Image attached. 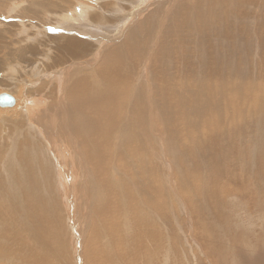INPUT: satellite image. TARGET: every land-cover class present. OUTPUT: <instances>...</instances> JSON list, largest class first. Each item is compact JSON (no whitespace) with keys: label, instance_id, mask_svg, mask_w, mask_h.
Wrapping results in <instances>:
<instances>
[{"label":"rangeland","instance_id":"rangeland-1","mask_svg":"<svg viewBox=\"0 0 264 264\" xmlns=\"http://www.w3.org/2000/svg\"><path fill=\"white\" fill-rule=\"evenodd\" d=\"M148 1L0 0V264H264V0L162 1L152 30ZM65 37L90 48L70 59ZM135 40L114 131H79L68 92ZM39 95L66 103L53 147L11 129Z\"/></svg>","mask_w":264,"mask_h":264},{"label":"bare ground","instance_id":"bare-ground-1","mask_svg":"<svg viewBox=\"0 0 264 264\" xmlns=\"http://www.w3.org/2000/svg\"><path fill=\"white\" fill-rule=\"evenodd\" d=\"M66 1H68V0H66ZM150 1V0H149ZM149 1H148V3H149ZM162 1H163V4H165L164 2L166 1V0H157L154 4V7L153 8H155V10H157V13H156V11H155V16H154V14H152L155 18H150V17H148V18H150L149 20H147L148 21V24H149V26L151 27V30H152V27L155 29V25L158 23V18H157V16H159V10H164V7L162 6L163 4H162ZM209 1H211V0H209ZM216 0H214V2H215ZM218 1V0H217ZM70 2V1H69ZM117 2V1H116ZM121 2V1H120ZM194 2V1H193ZM197 2L198 3H204L205 1L204 0H197ZM125 3H127L126 1H125ZM240 3H241V0H240ZM137 4V3H136ZM133 5H134V3H133ZM138 5V4H137ZM146 5V4H145ZM142 6V5H141ZM166 6V5H165ZM139 7H140V5H139ZM198 7V6H197ZM116 8H118L117 7V5H116ZM120 8V7H119ZM118 8V9H119ZM147 8L149 9H151L152 7H148V5H147ZM146 8V9H147ZM182 8V9H181ZM200 8V7H199ZM121 9V8H120ZM145 8L144 9H140L137 13H136V15L133 17L134 18V20L136 19V18H138L139 17V15H144L143 13L145 12V11H147ZM149 9V10H150ZM178 9V8H177ZM180 9L183 11L182 12V16H183V19L181 20V24L182 25H180V27L181 28H184V25L186 26V24H188L189 23V20H190V18H189V14H191V13H189L188 14V12L186 11V9H185V6H182V7H180ZM136 10H138V9H136ZM151 11H152V9H151ZM150 11V12H151ZM121 12V11H120ZM174 12V17L170 20V22L173 24V22H174V20L175 19H177V17H176V14H177V10L176 11H173ZM117 13H118V11H117ZM61 14H63V13H60V14H58V16L60 15V16H62ZM130 14V13H129ZM145 14H147V12L145 13ZM164 14V13H163ZM65 15V14H64ZM131 15V14H130ZM194 15V14H193ZM56 16V15H55ZM147 16H150V15H148L147 14ZM220 16V15H219ZM124 17V16H123ZM127 17H130L129 15L127 16ZM131 17H132V15H131ZM62 18V17H61ZM74 18V17H73ZM95 18V17H94ZM117 18V17H116ZM132 18V19H133ZM157 18V19H156ZM53 19H55V18H53ZM100 19V17L99 18H97V20H99ZM125 19V18H124ZM131 19V18H130ZM161 19V18H160ZM138 20V19H137ZM145 20V19H144ZM157 20V21H156ZM82 21V20H81ZM93 22H95L96 23V25H98V22H96L95 21V19H94V21ZM129 22H130V20H129ZM156 22V23H155ZM102 23V22H101ZM140 23V22H139ZM155 23V24H154ZM103 24V23H102ZM101 24V25H102ZM141 24H142V22H141ZM147 24V23H146ZM145 24V27L147 26V28H149V26L148 25H146ZM172 24H170L169 26H171ZM126 25H127V23H126ZM139 25V24H138ZM137 25V26H138ZM152 25V26H151ZM98 27V26H97ZM96 27V28H97ZM124 27V26H123ZM130 27V26H129ZM129 27H127V28H129ZM139 27V26H138ZM142 27H143V25H142ZM174 27V26H173ZM187 27V26H186ZM112 28V27H111ZM141 28V26L139 27V29ZM178 27H174L173 29H175V30H173L172 28V30H173V34H174V36L176 35L175 34V32H176V29H177ZM119 29V28H118ZM136 29V28H135ZM164 29V28H163ZM97 30H98V28H97ZM117 30V29H116ZM119 30H121V29H119ZM184 30V29H183ZM188 30L189 31H191L193 34H194V27H188ZM92 31V30H91ZM118 31V30H117ZM134 31V30H133ZM155 31V30H154ZM123 32V31H122ZM138 32V31H137ZM142 32L143 33H145V34H147V33H149L150 34V32H148V31H144L143 29H142ZM158 32V31H157ZM172 32V31H171ZM93 34H94V32H93ZM116 34V33H115ZM155 34H156V32H155ZM169 34H170V32H169ZM122 35V34H121ZM131 35V37L133 36V34H130ZM130 35H129V37H130ZM135 35V34H134ZM141 35V34H140ZM151 35V34H150ZM191 36H192V34H190ZM142 36V35H141ZM147 36H148V34H147ZM147 36H143L144 38L145 37H147ZM153 36H156V35H153ZM177 36V35H176ZM175 36V37H176ZM137 37H138V35H137ZM140 37V36H139ZM138 37V38H139ZM143 37H142V39L141 40H143ZM62 38V37H61ZM137 38V39H138ZM141 38V37H140ZM139 38V39H140ZM177 38V37H176ZM198 38V37H197ZM63 39H65V41L64 42H66V43H69V44H73V49H71L70 51H68V52H70V59H72V57H73V60H76V59H74V58H79L80 56L78 55V54H76V53H81V52H84V50H83V47L81 48L80 46H84V48H90L89 46H87V47H85V45L86 44H82V43H80V41H76V40H73L72 38H70V37H65V38H63ZM115 39V38H114ZM131 39V38H130ZM139 39H138V41H139ZM132 40V39H131ZM125 45H126V43H124ZM80 45V46H79ZM127 46H130V45H127ZM75 47H80L81 48V51L80 52H78V51H76V49H74ZM103 47V46H102ZM87 48V49H88ZM104 48V47H103ZM166 48V47H165ZM164 48V51H165V55L166 56H169V51L168 50H166ZM179 49V48H178ZM129 50L130 51H126V50H124V48L123 47H117V48H114V49H112L110 52H108V55L107 56H105V57H103V60L104 61H106L105 62V64H104V61H103V63L102 64H100L99 65V67L96 69V71L100 74V79H99V82H96L94 79H92V78H86V77H80L79 79H78V81L77 82H75V85H73L74 86V89L72 90V91H69L68 92V94L71 96L69 99L71 100V106H73L74 108H75V110L81 115V118H80V116H79V119L80 120H78L77 122H79L78 123V128H79V131H83V132H85V131H90L91 130V127H93V128H95L96 129V131L97 130H101V128L102 127H100L101 126V124H104L105 123V127H103L104 129V134L106 135L108 132L109 133H111V132H113L114 131V127L112 128L111 127V123H112V121H114V120H116L117 119V117H116V115H117V112L119 111V110H117V108H119L120 107V105H121V103L124 101V97L123 96H121L120 98H119V101L118 102H116V98L121 94V93H118V92H116V89L117 88H119V87H123V85H122V82H121V80L120 79H123V78H121L122 77V74H123V72L125 73L126 71H123L122 69L123 68H125V69H128V70H130L131 71V69H132V65H134V64H131L132 63V61L128 58V54L130 55V54H132V53H134V52H141V50H142V46H137V40H135L132 44H131V46L129 47ZM151 50V49H150ZM170 50H172L171 49V47H170ZM101 51H103V49L102 48H100V51L98 52V53H100ZM162 54V56H164V53H161ZM140 57V56H139ZM166 58V57H165ZM143 61V60H142ZM82 62V61H81ZM85 63H74V64H71V65H68L67 67L70 69V67H76V66H80L79 67V69L82 67V65H84ZM121 65L123 66V68L121 67ZM136 65V64H135ZM135 67V66H134ZM137 67V66H136ZM142 67V66H141ZM169 67V66H168ZM67 68V69H68ZM143 68V67H142ZM68 69V70H69ZM124 69V70H125ZM145 68H143V70H144ZM82 70V69H81ZM135 70V69H134ZM71 71V70H70ZM75 71V70H74ZM146 71V70H145ZM68 72V71H67ZM78 72V69H77V71L75 72V73H77ZM59 73H60V71H59ZM72 73H73V69H72ZM81 73V72H80ZM169 73V72H168ZM131 74V73H130ZM72 75V74H71ZM74 75V74H73ZM75 75H78V74H75ZM81 75V74H80ZM167 75V74H166ZM129 76V75H128ZM169 76V75H168ZM211 76V75H210ZM232 76V75H231ZM69 77V76H68ZM75 77V76H74ZM72 79H73V76L71 77ZM138 78H139V76H138ZM138 78H137V80H138ZM75 79H76V77H75ZM69 80V79H68ZM89 80V81H88ZM137 80H135V81H137ZM165 81V80H164ZM59 82V81H58ZM109 83L112 87L110 88V90H109V92H108V95H107V101L108 102H103V101H101L100 100V91H101V89H102V87L104 86V83ZM136 83H138V81L136 82ZM136 85V84H135ZM172 85V84H171ZM133 87H134V84L132 85ZM137 86H138V84H137ZM59 87H61V89L63 88V85H60ZM169 88V87H168ZM133 90V89H132ZM141 90V89H140ZM144 90V89H143ZM132 92V91H131ZM140 92V91H139ZM144 92H145V90H144ZM136 93L138 94V92L136 91ZM146 93V92H145ZM171 93V92H170ZM134 94V93H133ZM158 94V93H157ZM164 94L165 93H163L162 95H161V100L163 101V103H165L166 102V100H167V97H166V94H165V98H164ZM135 95V94H134ZM139 95H141V94H139ZM138 95V96H139ZM142 95H143V93H142ZM50 97V96H49ZM30 98H32V100H30L29 101V99ZM146 98V97H145ZM148 98V97H147ZM139 99H140V97H139ZM143 100V99H142ZM171 100V99H170ZM169 100V101H170ZM15 101V100H14ZM49 102H51V99H48V103ZM113 102L115 103L114 105H113ZM179 102V101H178ZM15 103V102H14ZM69 103V102H68ZM107 103H110V104H108L107 106H105V107H102L101 105H103V104H107ZM140 103H141V105H142V101H140ZM169 103V102H168ZM66 103L65 102H63L62 100H61V98H59V99H57L56 100V102H55V105L54 106H50L49 108H48V110H50V111H47L46 109H45V107H46V105H47V101L45 100V99H43L42 98V95H39V96H34V97H29L28 99H27V101L25 102V105L23 106V107H21V109L19 108V119H20V121H19V123H16V122H12V128L11 129H13V130H15V132H20V133H22V131H24L25 130V132L24 133H26V134H28V132H30V134L29 135H31L30 137H31V142L33 143V141H32V138L33 139H38V140H43V137H45L44 139L45 140H49L50 138H51V146L53 147V143L55 142V140H58L59 139V137L57 136V132L58 133H61V130L59 129V127L60 126H58V124H61V121H60V119H61V116H62V110H63V107H65L64 105H65ZM59 105V106H58ZM145 105V104H144ZM36 106H39V109L42 111L41 113H42V115H43V120H41L40 118H39V114H38V108L36 107ZM176 106V105H175ZM7 107H9V106H7ZM54 108V107H57L56 109H54V111H51V109L52 108ZM117 107V108H116ZM4 108V107H3ZM72 108V107H71ZM175 108H178V113H177V115H179V116H181V110H180V108L179 107H175ZM184 108V107H183ZM202 108H203V106H202ZM140 109V108H139ZM143 110V109H142ZM194 110V109H193ZM74 111V110H73ZM188 111V110H187ZM187 111H186V113H187ZM190 111H191V108H190ZM76 112V113H77ZM143 113L140 115L141 117H139V119L140 120H147V124L151 121L150 120V114L148 113V110L146 109V112L143 110L142 111ZM171 112V111H170ZM203 112V111H202ZM69 113V112H68ZM72 113V112H71ZM146 113V114H145ZM85 114H89L90 115V117L92 116V115H96V116H98L99 117V121L98 122H96V120L93 118L92 120H91V122H88V118H89V115H85ZM188 114V113H187ZM204 114V113H203ZM206 114V113H205ZM186 115V114H185ZM190 115V114H189ZM194 115V114H193ZM21 116H23V117H21ZM69 116V115H68ZM190 117V116H189ZM146 118V119H145ZM177 117H176V114L175 115H173V117H172V119H176ZM181 118V117H180ZM192 118V117H191ZM69 120V119H68ZM40 122H41V124H42V126H40L39 124H40ZM76 122V121H75ZM141 122V121H140ZM142 123V122H141ZM68 124V123H67ZM100 124V125H99ZM114 125V124H113ZM150 126V125H149ZM29 127V128H28ZM145 127V126H144ZM64 128L67 130V128H66V126H64ZM17 130H21V131H17ZM94 130V129H93ZM28 131V132H27ZM62 132H63V130H62ZM80 132V133H81ZM93 132V131H92ZM84 134V133H83ZM94 134H96V133H94ZM98 134V133H97ZM87 135V134H86ZM54 136V137H53ZM53 137V138H52ZM61 138V137H60ZM92 138V137H91ZM73 139V138H72ZM159 139V138H158ZM178 139V138H177ZM31 142H27V143H29L30 145H32V143ZM60 142V141H59ZM89 141H87L86 143H87V145H88V147L89 148H91L92 147V145H91V143L89 144L88 143ZM91 142V141H90ZM63 144V143H62ZM58 146V145H57ZM59 146H62V145H60L59 144ZM34 147L35 148H37V146L36 145H34ZM96 148L94 149V150H92L93 152V154H92V156L93 157H91L92 159H94L95 160V158H94V155H96L97 153H95L96 151ZM99 152V151H98ZM187 152V151H186ZM63 159H64V161H69V159H68V157H69V155L65 152V149L63 148ZM100 153V152H99ZM99 155H101V154H99ZM78 156V155H77ZM97 156V158H98V154L96 155ZM188 156V155H187ZM176 157V156H175ZM78 158V157H77ZM63 161V162H64ZM66 161V162H67ZM173 161V160H172ZM65 162V163H66ZM68 164V163H67ZM62 165V164H61ZM69 165V164H68ZM58 172V171H57ZM100 178V177H99ZM243 189V188H242ZM125 190V189H124ZM209 194V193H208ZM208 199H209V197H208ZM211 199H213V198H211ZM215 200V199H214ZM107 201V200H106ZM129 201V200H128ZM204 206V205H203ZM127 212V211H126ZM119 213V212H118ZM125 214V213H124ZM140 217H142V216H140ZM139 219V218H138ZM99 229V228H98ZM151 241H152V239H151ZM4 252V251H3ZM3 252H1V253H3ZM22 253V252H21ZM5 255V254H4ZM6 256V255H5ZM6 258V257H5ZM9 258V257H8Z\"/></svg>","mask_w":264,"mask_h":264},{"label":"water","instance_id":"water-1","mask_svg":"<svg viewBox=\"0 0 264 264\" xmlns=\"http://www.w3.org/2000/svg\"><path fill=\"white\" fill-rule=\"evenodd\" d=\"M14 97L10 94L2 93L0 94V107H12L14 106Z\"/></svg>","mask_w":264,"mask_h":264}]
</instances>
